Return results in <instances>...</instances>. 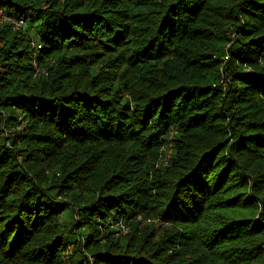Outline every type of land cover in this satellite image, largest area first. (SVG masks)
<instances>
[{
    "label": "trees",
    "instance_id": "1",
    "mask_svg": "<svg viewBox=\"0 0 264 264\" xmlns=\"http://www.w3.org/2000/svg\"><path fill=\"white\" fill-rule=\"evenodd\" d=\"M0 11V264H264V0Z\"/></svg>",
    "mask_w": 264,
    "mask_h": 264
},
{
    "label": "rangeland",
    "instance_id": "2",
    "mask_svg": "<svg viewBox=\"0 0 264 264\" xmlns=\"http://www.w3.org/2000/svg\"><path fill=\"white\" fill-rule=\"evenodd\" d=\"M1 12V11H0ZM19 22H21V21H19ZM12 23H14V27L16 28L17 26H18V24H16L17 22L16 21H12ZM37 49H38V46H37Z\"/></svg>",
    "mask_w": 264,
    "mask_h": 264
},
{
    "label": "built area",
    "instance_id": "3",
    "mask_svg": "<svg viewBox=\"0 0 264 264\" xmlns=\"http://www.w3.org/2000/svg\"><path fill=\"white\" fill-rule=\"evenodd\" d=\"M17 24V23H16ZM40 47V45H38V48ZM122 230L124 231L125 229H124V227L122 226Z\"/></svg>",
    "mask_w": 264,
    "mask_h": 264
}]
</instances>
